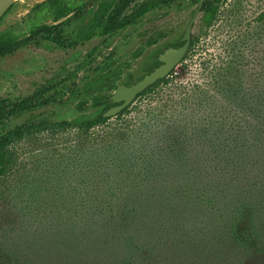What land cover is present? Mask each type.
I'll return each instance as SVG.
<instances>
[{"label": "rangeland", "instance_id": "rangeland-1", "mask_svg": "<svg viewBox=\"0 0 264 264\" xmlns=\"http://www.w3.org/2000/svg\"><path fill=\"white\" fill-rule=\"evenodd\" d=\"M44 1L15 0L0 21L3 43L25 39L43 25L69 22L63 31L73 48L40 40L39 47L0 59V100L30 97L46 83L68 80L76 86L61 105L36 113L34 124L94 118L130 76L145 75L143 64L156 47L184 34L194 11L189 5L154 19L150 0H100L90 9L88 0H55L34 9ZM193 40L168 81L137 98L121 118L90 131L50 127L12 144L9 167L0 175V264L79 262L66 248L79 235L75 200L89 198L87 186L95 177L90 170L106 163L109 147L117 143L140 156L160 152V140L181 136L188 159L204 169L189 176L193 182L215 181L222 166L241 171L236 154L261 160L248 162L245 172L264 177V0H223L213 20L199 16ZM259 180L250 185L262 192L250 199L256 246L233 232L222 238L198 232L195 239L187 233L178 250L173 239L167 241L165 264H264V179ZM160 260L154 264H163Z\"/></svg>", "mask_w": 264, "mask_h": 264}, {"label": "trees", "instance_id": "trees-1", "mask_svg": "<svg viewBox=\"0 0 264 264\" xmlns=\"http://www.w3.org/2000/svg\"><path fill=\"white\" fill-rule=\"evenodd\" d=\"M53 1L46 0L35 5L34 9ZM222 1L205 0L203 9L209 7L210 18L215 14L217 4ZM64 26L44 25L32 31L28 38L5 43L0 41V59L29 47L39 38L61 49L71 48L63 33ZM157 58L152 53L145 60L142 68L145 73H151L160 64ZM167 81V78L160 80L139 97ZM63 91L73 93V86L64 87ZM57 92L56 85H44L29 98L0 100V175L5 174L9 167V148L30 133L50 127L63 131L76 128L90 131L112 119L105 118L103 110L92 119L81 117L71 122L50 124L42 121L34 124L31 118L39 110L52 107L56 103L53 95ZM101 105L102 102L94 103L97 107ZM129 108L117 118H121ZM182 138L179 136L174 139L171 136L160 140L163 146L158 152L159 156L156 152H141L139 156L121 143H117V147H109L111 151L106 156V163L90 170V176H95L87 186L91 195L86 199L75 200L79 235L76 243L66 248L79 258L77 264H154L160 259L165 264L170 259V253L162 254L167 241L173 239V245L178 250L179 242L187 233L195 239L196 233L205 231L220 238L233 232L241 242L256 246L250 234V199L258 190L250 185L254 180L260 181L264 177L251 178L245 169L248 162L254 161L256 164L261 160L247 154H236L234 156L241 163V171L234 166H222L219 168L220 177H216L215 181L196 183L189 176L204 169L188 159ZM137 159L142 163L140 166Z\"/></svg>", "mask_w": 264, "mask_h": 264}, {"label": "flooded vegetation", "instance_id": "flooded-vegetation-1", "mask_svg": "<svg viewBox=\"0 0 264 264\" xmlns=\"http://www.w3.org/2000/svg\"><path fill=\"white\" fill-rule=\"evenodd\" d=\"M46 1V0H45ZM44 1V2H45ZM100 2V0H88V9H90V8H92L93 6H95V5H97L98 3ZM204 2H205V0H150V7H151V14H152V17L154 18V19H163L164 17H165V14H167V12H170V11H172L173 9H176V10H179L180 12H183V10L184 9H186L189 5H192V7L194 8V11H193V13H192V17H191V19L189 20V22H188V24H187V27H188V25H189V23H190V21L192 20V18H193V16H194V14L196 13V11L198 10V9H200V14L198 15V18H199V16L201 15V14H205V16H206V19L208 20V21H211V20H213V18L215 17V14H216V12H215V14L213 15V17L212 18H210V12H209V7L207 6L205 9H203L204 8ZM49 3V2H48ZM45 4H47V3H45ZM44 4V5H45ZM220 4V3H219ZM219 4H217V7H218V5ZM43 5V6H44ZM42 6V7H43ZM41 8V7H40ZM87 8L86 9H79V10H77L76 11V13H75V17H74V20H79V19H82L86 14H87V10H88ZM10 10V9H9ZM217 11V10H216ZM8 13V12H7ZM6 13V14H7ZM5 14V15H6ZM4 15V16H5ZM60 16H61V14H60ZM60 16H58V18H57V20H60L61 18H63L64 17V14H63V17H61L60 18ZM198 18H197V20H198ZM142 18H140V19H138L137 21L139 22L140 20H141ZM2 20V19H1ZM0 20V21H1ZM197 20H196V22H197ZM69 22H65V23H59V24H65V26L68 24ZM135 24H137L136 22H135ZM196 24V23H195ZM56 25H58V24H56ZM44 26V25H43ZM45 26H48V25H45ZM53 26H55V25H53ZM64 26V27H65ZM63 27V28H64ZM187 27H186V29H187ZM38 28V27H37ZM194 28H195V25H194ZM186 29H185V31H186ZM34 31V30H33ZM185 31H184V34L182 35V36H180L179 38H177L174 42H169L168 44L166 43V45H161V46H158V47H156L154 50H153V52L152 53H155L156 55H157V59H158V61L160 62V60H159V57H160V55L161 54H163L167 49H169V48H179V47H181V46H183L184 45V41H183V37H184V35H185ZM193 31H194V29H193ZM193 31H192V39H191V45H190V48H189V50H188V53H187V55L185 56V58H184V60L182 61V62H184L185 60H186V58H187V56H188V54H189V51H190V49L193 47V45H194V40H193ZM32 33V32H31ZM31 33H30V35H31ZM63 33H64V31H63ZM29 35V36H30ZM29 36H27L26 38H28ZM64 36H65V34H64ZM66 37V36H65ZM40 40H45V41H47V42H49V43H51V44H53L52 42H50V41H48V40H46V39H44V38H39L38 39V41L37 42H33V43H31V45L29 46V47H26V48H32L33 46H35V47H39V45H40ZM68 40V39H67ZM177 42H181L182 44H179V45H177L176 43ZM69 43V42H68ZM173 44H175L176 46L174 47V46H170V45H173ZM193 44V45H192ZM53 45H55V44H53ZM70 45V44H69ZM56 47H58L57 45H55ZM71 46V45H70ZM59 49H61L60 47H58ZM71 48H73V46L71 47ZM22 49H25V48H22ZM67 49H69V48H67ZM67 49H61V50H67ZM21 50V49H20ZM19 51V50H18ZM17 52V51H16ZM15 52V53H16ZM151 53V54H152ZM150 54V55H151ZM13 55V54H12ZM11 56V55H10ZM5 58V57H4ZM181 62V63H182ZM162 65V63L160 62V64L156 67V68H158L159 66H161ZM181 65V64H180ZM155 68V69H156ZM154 69V70H155ZM153 70V71H154ZM152 71V72H153ZM175 71V70H174ZM150 74V73H149ZM172 74V73H171ZM170 74V75H171ZM146 75H148L147 73H145V75L144 76H142L143 78L146 76ZM169 75V76H170ZM168 76V77H169ZM168 77H167V79H168ZM132 79V77H129L128 78V80L127 81H125V82H123V84L122 85H126V86H129V85H131V84H133V83H136V82H138V81H140V80H142V79H140V80H138V79H136V80H133L132 79V82L131 83H129V79ZM141 78V77H140ZM166 79V78H165ZM163 80V79H162ZM68 82H70V81H68V80H64L63 81V83H61V84H58V85H56L57 86V90H58V92L57 93H54V95H53V101L54 102H56L52 107H54V106H57V105H61L60 103L62 102V96H64V95H70V94H72L71 92H68V93H64V91H63V89H64V87H67V86H70V87H72L70 84H67ZM127 83H129V84H127ZM158 83V82H157ZM44 85H50L49 83H46V84H44ZM44 85H41V86H44ZM41 86H39L38 88H37V90L41 87ZM50 86H52V85H50ZM121 86V85H120ZM153 86V85H152ZM151 86V87H152ZM75 87L76 86H73V90L75 89ZM119 88V87H118ZM150 88V87H149ZM148 88V89H149ZM147 89V90H148ZM36 90V91H37ZM116 92V91H115ZM145 92V91H144ZM73 93H74V91H73ZM35 94V93H34ZM33 94V95H34ZM142 94V93H141ZM32 95V96H33ZM113 96V95H112ZM111 96V97H112ZM31 97V96H30ZM111 97H110V105L109 106H107V107H105L103 110H105V112L104 113H106L109 109H111V108H113V107H115V106H118V105H120V104H122V103H120V104H115V103H113L112 101H111ZM27 98H29V97H27ZM137 98H139V95H138V97ZM136 98V99H137ZM24 99H26V98H24ZM102 106V105H101ZM130 107V106H129ZM51 108V107H50ZM102 110V111H103ZM39 111H41V110H39ZM44 111V110H43ZM121 114V113H120ZM103 116H104V114H103ZM118 116V115H117ZM116 116V117H117ZM114 118V117H113Z\"/></svg>", "mask_w": 264, "mask_h": 264}, {"label": "water", "instance_id": "water-1", "mask_svg": "<svg viewBox=\"0 0 264 264\" xmlns=\"http://www.w3.org/2000/svg\"><path fill=\"white\" fill-rule=\"evenodd\" d=\"M14 2L15 0H0V20L9 11ZM199 14L200 9L196 11L185 31L183 37V41L185 42L184 45L179 48H169L160 55L159 60L162 63L161 66L136 83L129 86H119L111 97V101L115 104H122L115 106L104 113L105 118H113L122 113L134 103L138 95L160 80L167 78L181 64L190 48L192 31Z\"/></svg>", "mask_w": 264, "mask_h": 264}]
</instances>
